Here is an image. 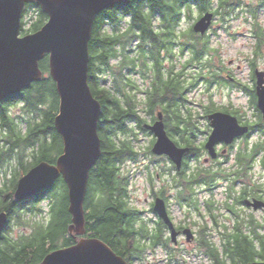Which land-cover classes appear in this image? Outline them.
I'll use <instances>...</instances> for the list:
<instances>
[{
    "label": "trees",
    "instance_id": "obj_1",
    "mask_svg": "<svg viewBox=\"0 0 264 264\" xmlns=\"http://www.w3.org/2000/svg\"><path fill=\"white\" fill-rule=\"evenodd\" d=\"M214 2L215 0H128L122 5L102 12L94 21L89 43V85L92 94L102 107L98 129L102 141V155L90 171L84 204L86 230L88 237L102 240L129 264L136 261L143 262L147 252L155 250L158 246L168 248L170 244L172 245L170 238L162 236V231L166 228L162 222L156 224L151 220L144 221L141 212L131 206L128 198V179L121 173L122 163L126 159L136 158V146L128 136V133H133L132 126L147 132L144 128L146 120L138 111L136 92L139 86L132 79L134 74H140L142 78L151 81L149 90L144 92L147 97L144 103L147 114L153 116L160 109L167 117L166 130L171 137L184 138L186 134L188 135L185 139L188 146L186 148L190 147L191 154L188 155L183 170L177 174L179 182L184 181L185 184V190L177 197L178 203L181 206L187 205L199 209L198 200L194 197L195 188L203 185L211 187L216 178L220 176L226 178L211 171L196 170L191 174L185 172L190 162L194 159L198 160L201 153V148L193 140L197 133L196 129L192 128L196 126L191 112L188 110V117L184 114L183 109L187 108L186 95L193 91L195 88L193 81L196 82L199 78L205 79L209 86L216 80L221 84L226 83L227 80L222 77L219 68L213 66L208 38L188 31L187 34L183 33L185 42L180 44L177 42L181 32L179 25L183 15L191 12L194 6L200 13H205L213 9ZM217 2L219 4L215 12L224 18L230 16L239 0ZM32 7H37L39 10L38 20L36 21V18L28 30L23 29V34L39 31L48 21V16L40 7L26 6V8ZM258 8L252 10L256 20ZM25 15L26 13L23 16V25L26 24ZM255 26L254 35L257 39L256 52H258L261 48L262 36L257 29L258 25ZM108 28L112 30L110 33L107 32ZM135 41L138 42L136 55ZM177 46L189 53L187 67L203 62L204 59L209 73L208 78L201 75L197 80L190 79L186 88L180 76L174 73L173 67L171 70L166 69L168 67L165 65L164 50L170 59L175 61L174 49ZM46 61L48 57L40 63L42 71L46 73L44 78L24 90L13 102L16 104L17 101H22L24 109L29 114L24 133L17 130L14 121L8 117L6 103L9 101L0 104L2 135L0 139H3L0 144V167L9 160H15L12 168L14 181L5 189H0V213L5 212L9 216L6 232H10L13 225L25 226V222L30 219L24 217L18 210L32 206L29 209L33 213L35 202L39 199L35 198L23 203L15 202L12 197L18 180L44 161L55 164L57 157H52V152L57 145H59L57 156L63 153V139L55 126L60 97L56 82L50 75L49 63L47 65ZM209 111L210 109L207 108V113ZM197 129L199 130L198 127ZM260 133L264 135V123L260 124ZM119 143H122V146ZM260 146L255 144L250 149L239 152L238 161L244 170L249 169L250 163L256 162L258 156L263 153ZM28 149L32 160L25 164L24 158ZM261 162L264 166V159ZM242 179L247 182V174L243 173ZM63 186L67 193L66 185ZM256 190L259 188L255 187L254 190L247 187L244 193L256 196L259 193ZM68 199V195L65 194L61 204L56 206L52 198L49 210L55 213V222L51 225L48 226L47 222L44 225L32 224L30 234L18 236L17 239H13L12 233L3 234L0 238V264H41L45 257L56 249L73 246L74 241L69 235L71 216L68 212ZM207 204L212 212L213 204L210 202ZM235 204H240L239 198L236 199ZM229 208L235 214L234 206ZM48 214L46 213V216ZM235 216L237 222H240L239 216L236 214ZM245 224L252 234H245L243 227L237 224L235 232L231 235H222L223 250L210 241L209 234L201 232L199 247L211 264H249L258 258L264 261L262 233L264 226L254 222L252 218ZM177 253L172 248L168 264H181L180 255Z\"/></svg>",
    "mask_w": 264,
    "mask_h": 264
},
{
    "label": "water",
    "instance_id": "obj_2",
    "mask_svg": "<svg viewBox=\"0 0 264 264\" xmlns=\"http://www.w3.org/2000/svg\"><path fill=\"white\" fill-rule=\"evenodd\" d=\"M128 0H0V103L21 94L41 81L44 72L40 63L48 56L49 71L56 82L60 97L59 113L55 126L64 143L63 154L56 164L42 162L23 176L14 194L16 202L53 188L63 177L68 188L69 212L72 215L70 232L77 236L86 234L84 203L89 175L102 155V142L98 134L102 117L100 102L89 85V43L96 17L102 12L122 5ZM36 5L48 16L47 23L37 32L23 34L34 20H38ZM25 9V11H24ZM23 13L25 25L22 27ZM214 21V14L205 13L193 26V32L206 35ZM22 35L25 36H21ZM258 107L264 119V77L257 74ZM212 133L206 143L212 158H217L216 146H229L250 132L237 118L214 113L208 117ZM156 136L152 153L167 156L178 170L190 148H181L170 138L163 116L154 125H145ZM256 211L263 208L259 200H245ZM154 212L168 226L171 240L178 245L180 233L176 231L164 200L157 199ZM7 213H0V235L8 224ZM187 242L194 240L190 230H185ZM41 264H129L105 242L96 238H82L69 248L57 250L45 257ZM249 264H264L255 261Z\"/></svg>",
    "mask_w": 264,
    "mask_h": 264
},
{
    "label": "rangeland",
    "instance_id": "obj_3",
    "mask_svg": "<svg viewBox=\"0 0 264 264\" xmlns=\"http://www.w3.org/2000/svg\"><path fill=\"white\" fill-rule=\"evenodd\" d=\"M260 2L261 0H239L238 5L230 14V16L223 18V16L221 17V15L216 14L212 28L208 32V35L204 37L208 38L209 40L208 43L210 45V50L212 51L211 53L213 56V66H215V68H219V66H222L230 70V73L223 75V78L227 80L226 83L224 82L225 84H221L220 81L216 80L211 86H209V84L204 81L205 79L199 78L201 75H203L204 77L209 75L205 66L206 63L204 59H202L204 63L200 61L196 65L188 67V70H186L187 77L182 79L184 87L187 88L190 79L195 80L196 78L197 80V78H199L196 82L193 81L195 88L192 92L186 95L187 104H185L187 108L183 110L185 117H188V110L191 112L193 123L196 126V128L193 126L192 128L196 129L197 133L196 138H194L193 140H195V144L201 147L202 150L200 153V158L196 160L195 163L190 164V168L188 167L185 169L186 173L191 174L198 168H206V166L204 165V160L208 158V154L207 151H205L206 149L204 148V145L206 144L212 133V127L208 119L211 113H213L212 111L215 112L217 110H228L230 112L237 113L236 117L241 120V123L249 122L252 125H258L260 121L259 114L261 113L257 107V104L252 101L251 93L247 90L242 89L239 85L236 84L237 81L242 85H250L251 87V85L253 84V69L255 67L262 68L264 65L263 52L261 53V55L253 59V57L256 56L255 53L257 48V39L254 37V31L256 30L255 24L258 25L257 29L261 31V27L259 24H261V21L264 22V15L262 17V13H260L261 11L259 10L256 20L251 10L256 9L255 7H257ZM217 8L218 2L217 0H215L211 12H217ZM202 15L203 13H200L198 8L194 6L191 12L183 15L179 25V30H181L184 34H187L188 31H192L193 25ZM110 28L107 29L108 33L112 31ZM183 33L180 39L182 42L185 41ZM134 44L138 45V42L135 41ZM136 52L134 51L135 55L137 54ZM174 52L176 55V61L174 62H176L177 64L176 69L179 73L183 68V64L187 61L189 53L180 55V49H178V47L174 49ZM46 64L48 65V61H46ZM165 65L166 67H168L166 69H169L170 62H166ZM239 67L241 68L239 69ZM230 77L235 81H233ZM132 79H134L135 83L139 86V90L138 92H136V95L139 104L138 111L140 113V116L146 120V124H152L153 121L157 119V114L162 111L158 109L153 116L148 115L146 112L147 107L145 108L144 103L147 97L144 92L149 90L151 81L149 79L142 78L140 74H134ZM17 96L10 97L4 102L9 101V103H6V106H8L9 119L14 121L15 128L17 130H21L22 133H24L26 131V122L29 119V114L27 113V110L24 109V104L22 103V101H17L16 104H13ZM207 108L210 109L208 113ZM165 123L167 124V117ZM197 127L199 128V130L197 129ZM131 130L133 133H128V136L136 146V158L135 160L130 158L126 159L121 165V173H123L128 179V198L130 200L131 206L141 212L144 221H155L156 214L153 213L150 208L153 195L152 189H154L155 186V188H158V190H160L164 183L172 182V189L171 191L169 189L170 192L168 191V196L171 203V217L176 223H178L179 226H189L195 231L200 227V230L197 233V241L195 242V244H193L192 242H187L185 238L179 239V250H176V252H178L177 254L180 255L179 258L181 259V264H211L209 259L204 256V251L199 247V240L202 239L201 232L204 231L206 232V234H209L210 241L214 242L216 244V247L222 250L221 245L223 244V236L221 234L231 235L232 232H235L234 226H237L238 222L236 219H234V216L230 215L226 211H223L219 213V215H221V223L223 226H226L228 230L224 229L222 230V232H220L218 229H214L215 226L212 225L209 219L205 218L208 215V212L210 214H213V211L210 212V210H208L207 203L213 200L212 202H210L213 204L211 205L212 210H214L215 206H221L225 203L224 195L219 194L223 193V187L218 188V185H223L226 184L227 181H232V175L240 167V165L238 164L239 162L236 159L237 154H239V152L241 151L243 152L247 149H250L251 146L255 144L261 145L260 147L263 153L258 156L256 163L253 166V179L255 183L258 182L259 185L264 184V173L263 168L260 164L262 159H264V138H262V136L264 135H261L256 131H252L251 134L247 135L249 137L248 139L237 138L235 142V148L231 151V153H233L230 156L227 164L222 167H214L212 168V170H210L213 173H218L220 175L223 174L224 176H226V178H223L222 176L216 178V180L212 184V191L208 190L209 187L201 188V186H197L195 188L194 197L198 200L197 202L199 209H193L187 205L181 206L178 203V195L180 194V192L185 190L184 181H182L183 183L179 182L177 178L178 169H176L169 158H160L152 153L153 138L151 137L150 132L142 131L135 126H132ZM1 136L2 135L0 133V138ZM170 138L173 139L178 146L183 147L185 143L181 139H187L188 135L186 134L184 138L179 136H170ZM2 140L3 139H0V144ZM118 141L119 140L117 139V142ZM119 145L122 146V143H119ZM29 153L30 149L27 150L26 157L24 158L25 164L32 160V158L29 156ZM58 154L59 145H57L52 152V157H57L58 159L61 156H57ZM14 163L15 160L12 159L7 161L4 166L0 167V189H5L7 185L11 184L14 181L15 178L13 176L12 170ZM167 172L169 173V176L167 175ZM203 172L205 171L203 170ZM158 174L160 175V177H158ZM64 184L67 186L63 177H61L50 190L40 192L35 196L19 202L23 203L35 198H39L35 202V211H33V213H31L30 211L32 210L29 209L32 206H25L23 210H18L21 214H23L24 217H27L30 220L25 222V226H12L9 234L12 233L13 239H17L19 238L18 236L21 235H29L32 224L44 225L47 222V225L49 226L55 222V213H53V211H50L49 209L52 204V198L54 199L56 206H59L65 198V194L68 195V191L66 193V188L65 186H63ZM234 190L235 194H238L240 188L236 186ZM12 199L15 200L14 196L12 197ZM229 204L233 205L237 213H239L238 219L240 221V225L243 227V231H245V234H252L251 230L247 227V224H245L248 219L252 218L254 219V222H257L259 225L264 226V213H253L255 215H252V213H249L250 211L246 206H239L233 204V202H229ZM46 213L49 214L46 216ZM203 225L207 226L209 229L202 228ZM262 233L264 234V229L262 230ZM168 257L169 256H167L161 248H156L155 250L153 249L147 252V255L143 262L136 261L133 264H168ZM256 261L259 262L261 261V259L258 258Z\"/></svg>",
    "mask_w": 264,
    "mask_h": 264
},
{
    "label": "flooded vegetation",
    "instance_id": "obj_4",
    "mask_svg": "<svg viewBox=\"0 0 264 264\" xmlns=\"http://www.w3.org/2000/svg\"><path fill=\"white\" fill-rule=\"evenodd\" d=\"M218 1V0H217ZM218 4H219V2H218ZM257 7H259L258 8V11L260 10L261 12L260 13H262L261 15H262V17H263V15H264V0H261V2H260V4H258L257 5ZM257 7H255V8H257ZM252 11V10H251ZM206 13V12H205ZM214 13V12H213ZM204 14V13H203ZM214 15L216 16V12L214 13ZM158 27L160 26V25H157ZM260 27H261V36H262V44H261V48L259 49V51L258 52H256L255 54H256V56H254L253 57V59H255L257 56H259V55H261V53L263 52L264 53V22H262L261 21V25H260ZM182 31L180 32V34H179V37L180 38H178L177 39V42L178 43H180V44H182V43H184V42H182L180 39H181V36H182ZM202 37V36H201ZM254 37H255V35H254ZM256 38V37H255ZM178 47V49H180V55L181 54H185V53H188V51H186V50H183V48L181 49L179 46H177ZM257 51V50H256ZM164 53H165V58H166V62H170V67H169V69L171 70V67H173L174 68V73L175 74H177V75H179L180 76V78L181 79H184V78H186L187 76V71L186 70H188V67L186 66V63H187V61L183 64V68H182V70H180V72L178 73V71H177V69H176V66H177V64H176V62H174V61H172L171 59H170V57H166V50H164ZM176 61V60H175ZM231 66H232V64H231ZM241 67H239V69H240ZM258 70V71H257ZM219 72H220V74L222 75V77H224L223 75H225V74H227V73H230V70L228 69V68H225V67H222V66H219ZM258 72H260V73H262L263 74V77H264V65H263V67L262 68H258V67H255L254 69H253V72H252V85H251V87H250V85H248V86H245V85H242L241 83H238L237 81H236V84L237 85H239L242 89H244V90H247L248 92H250L251 93V97H252V101L253 102H255L257 105H258V97H257V86H258V79H257V74H258ZM231 78V77H230ZM233 81H235L233 78H231ZM213 113H215V112H223V113H226V114H230V115H232V116H234V117H236V115H237V113H233V112H230V111H228V110H217V111H212ZM162 114V116H163V119H164V123L166 122V117H165V115L163 114V112H161ZM212 114V113H211ZM210 115V114H209ZM208 115V116H209ZM237 118V117H236ZM238 119V121H239V123H240V125H242V126H248L249 128H250V134L252 133V131H256L257 133H259V134H261L260 133V124H262V123H264V121H263V119H262V116H261V114H259V119H260V121H259V123H258V125H252V124H250L249 122H245V123H241V120H239V118H237ZM154 120V119H153ZM158 121V118L157 119H155L154 121H153V123L152 124H149V125H153V124H155L156 122ZM165 128H166V123H165ZM253 129V130H252ZM147 132H150V130H146ZM150 135H151V137L153 138L152 139V147L154 146V144L156 143V136H155V134L154 133H152V132H150ZM249 137L246 135L245 137H242V138H240V139H248ZM262 138H264V136H262ZM185 144L183 145L184 146V148H186V147H188V146H186V141H185V139H181ZM102 142V141H101ZM190 148V147H189ZM201 148V147H200ZM204 148H205V145H204ZM235 148V143L232 145V146H226L225 144H219L218 146H217V148H216V150H217V153H218V157L216 158V159H214V160H210V159H208V158H206L205 160H204V162H205V166H206V168H198L197 170H199V171H210V170H212V168H214V167H222V166H225L226 164H227V162L229 161V158H230V156L232 155V153H231V151L233 150ZM201 150L202 149H200V152H201ZM206 151V150H205ZM230 151V152H229ZM228 152H229V154H228ZM189 154H191V151H190V153ZM189 154H187L185 157H184V160H183V166L185 165V163L187 162L186 160H187V158H188V155ZM228 154V155H227ZM156 156V155H155ZM157 157H160V158H168L167 156H157ZM170 159V158H169ZM236 159H237V161H238V154H237V156H236ZM195 159L194 160H192L191 162H190V164H193V163H195ZM172 162V161H171ZM239 162V161H238ZM255 163L256 162H252V163H250V165H249V169H245L244 170V168H243V166H241V164H240V162L238 163L239 165H240V167L236 170V172H234V174L232 175L233 176V179H232V181H230V182H228L227 181V183L226 184H220V185H218V188H220V187H223V193H219L220 195H224V199H225V203L224 204H222L221 206H215V208H214V210H213V214H210L209 212H208V215L205 217V218H207V219H209V221L212 223V225H214L215 227H214V229H218L220 232H222V230H224V229H226V230H228V228L226 227V226H223L222 225V223H221V219H220V217H221V215H219V213L220 212H223V211H226V212H228L230 215H232V216H234V219H237V216H235V214L236 215H239V213H237V211H236V209H235V214L232 212V210L229 208L230 206L232 207L233 205H230L229 204V202H233V204H235L236 203V199L237 198H239L240 199V204H239V206H245L244 205V201L245 200H250V201H254V200H259V201H261V202H263L264 203V184L263 185H259L258 184V182H256L255 183V181H254V179H253V172H252V169H253V166L255 165ZM173 164V163H172ZM260 164H261V166H262V168H263V173H264V166H263V163L262 162H260ZM176 167V166H175ZM238 167V166H237ZM176 169H177V167H176ZM183 170V167H182V169L181 170H177V174L178 173H180L181 171ZM243 173H245V174H247V182H244V180L242 179V174ZM169 173L167 172V175H168ZM218 174V173H217ZM223 175V174H222ZM169 176V175H168ZM158 177H160V175L158 174ZM173 178V177H172ZM224 178V177H223ZM246 181V180H245ZM171 186H172V182H170V183H168V182H166V183H164L163 184V186L161 187V189L160 190H158V188H155V186H154V189H152V192H153V195H152V201H151V210H152V212L154 213V206H155V202L157 201V199H162V200H164V202H165V204H166V206H167V209H168V213L170 214V212H171V203H170V199H169V196H168V191H169V189H170V191H171ZM239 187L240 188V191H239V193L238 194H235V187ZM67 187V186H66ZM209 186H206V185H203V186H201V188H208ZM247 187L248 188H253L254 190H255V187L256 188H259V190H256V191H258L259 193L256 195V196H252L251 194H245L244 192H245V190H247ZM208 190L210 191H212V186L211 187H209L208 188ZM67 191H68V189H67ZM169 191V192H170ZM219 194H217V195H219ZM34 200V199H33ZM29 201H31V200H29ZM213 201V200H212ZM212 201H209V202H212ZM27 202V201H26ZM247 207V206H246ZM247 209H249V213H252V215H255V214H253V213H256V214H261V213H264V206H263V208H261V209H259V210H254V208H252V207H247ZM209 210V209H208ZM68 212H69V206H68ZM69 214H70V212H69ZM70 216H71V214H70ZM171 216V215H170ZM172 218V217H171ZM162 222L165 226H166V228H164V230L162 231V236L163 237H165V238H170L171 237V231L169 230V228L167 227V225L162 221V220H160V218L156 215V220L154 221L156 224L158 223V222ZM172 221L174 222V225H175V228H176V230L178 231V232H180V239H182V238H185V236H184V231L185 230H191L193 233H194V235H195V240L192 242L193 244H195V242L197 241L196 240V237H197V233H198V231L200 230V227H199V229L198 230H194L193 228H190L189 226H185V225H181V226H179L178 225V223H176L175 221H174V219L172 218ZM217 223V224H216ZM238 224H240V222H238ZM8 225H9V221H8V224L4 227V229H3V232H2V234L0 235V238H1V236L4 234H9L10 232H6L7 231V228H8ZM71 225H72V216H71V224H70V226H69V235L72 237V239H73V244H76V242L78 241V239H77V236L74 234V233H72V232H70V227H71ZM241 226V225H240ZM235 227L236 226H234V229H235ZM202 228H204V229H209L207 226H205V225H203L202 226ZM221 235H223V234H221ZM1 244V243H0ZM192 244V245H193ZM192 245H190V246H192ZM71 246V245H70ZM67 247H69V246H67ZM67 247H62V248H67ZM62 248H59V249H62ZM157 248H161L162 249V251L163 252H165L166 253V255L167 256H170V254H171V250H172V248H174L175 249V251L176 250H179V246L178 247H173L171 244H170V246L168 247V248H166V247H164V246H158ZM221 248H222V250L224 249V246H223V244L221 245ZM59 249H56V250H59ZM169 258V257H168Z\"/></svg>",
    "mask_w": 264,
    "mask_h": 264
},
{
    "label": "bare ground",
    "instance_id": "obj_5",
    "mask_svg": "<svg viewBox=\"0 0 264 264\" xmlns=\"http://www.w3.org/2000/svg\"><path fill=\"white\" fill-rule=\"evenodd\" d=\"M135 47H136V49H135V52H136V51H138L137 45H135ZM183 50H185V49H183ZM186 51H187V50H186ZM166 57H169V56L167 55V52H166ZM21 178H22V177H21ZM21 178H20V179H21ZM20 179H19V180H20ZM83 238H85V235L83 236ZM74 245H75V244H74ZM74 245H73V246H74ZM71 247H72V246H71ZM67 248H69V247H67ZM62 249H65V248H62ZM59 250H61V249H59ZM56 251H57V250H56ZM54 252H55V251H54ZM52 253H53V252H52Z\"/></svg>",
    "mask_w": 264,
    "mask_h": 264
}]
</instances>
